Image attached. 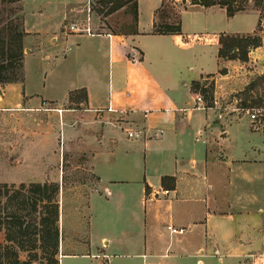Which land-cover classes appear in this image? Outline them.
I'll list each match as a JSON object with an SVG mask.
<instances>
[{
    "label": "crops",
    "instance_id": "obj_1",
    "mask_svg": "<svg viewBox=\"0 0 264 264\" xmlns=\"http://www.w3.org/2000/svg\"><path fill=\"white\" fill-rule=\"evenodd\" d=\"M160 3L137 0L135 33L52 30L38 46L40 92L27 83L35 43L25 23L23 78L0 84V139L15 155L7 164L24 166L25 146L43 147L57 127L60 136L67 126L64 139L75 136L87 150L95 181L72 190L85 192L87 202L67 204L64 221L61 205L59 264H129L130 257L141 264H264V125L217 107L215 98L197 104L191 88L192 80L209 73L217 80L240 62L263 72L256 69L263 50L251 48L245 60L218 57V32L187 25L197 24L193 6L180 10L179 32H154ZM61 35L73 37L59 52ZM81 89V100L69 96ZM56 151L51 159L41 155L38 175L28 180L63 178ZM123 216L134 221L127 225ZM168 223L187 229L169 233Z\"/></svg>",
    "mask_w": 264,
    "mask_h": 264
},
{
    "label": "rangeland",
    "instance_id": "obj_2",
    "mask_svg": "<svg viewBox=\"0 0 264 264\" xmlns=\"http://www.w3.org/2000/svg\"><path fill=\"white\" fill-rule=\"evenodd\" d=\"M170 19L176 20L178 18V12L182 9L183 3L180 0H165ZM111 6L110 2H101L100 0H0V12L9 18L0 23V27L5 25L7 21L15 18V14H12V10L21 7L18 13L23 15V27L25 28V23L27 29L30 30V44L35 43L33 46L32 53L26 58V72H27V83L29 86L34 88L36 92H40V86L42 81L39 83L41 78L39 64L41 62L39 45L41 42L46 41L50 32L54 29L57 31H73L71 25L74 24L79 29L86 26L90 27L91 31H102V30H114V31H128V24L132 20V13L130 10V5L122 6L116 10L108 12V8ZM190 6V5H189ZM200 5H195L196 12L199 13L197 16V24L192 25L187 21V25L192 28L197 26H206V29L214 32H248L257 30L258 33L264 35V21L261 25H256L258 9L253 5L251 0H248L244 10L236 11L234 14L227 16L224 13L222 7L218 5H210L211 7H204ZM203 7V8H202ZM187 16V15H186ZM62 17V19H61ZM161 17H158L159 22ZM61 20V24H60ZM23 28V29H24ZM252 30V31H253ZM74 32V31H73ZM72 34V33H71ZM25 35V30L23 38ZM73 35V34H72ZM73 36H68V40H64L62 35L54 41L56 46L55 50L61 52L65 47L70 45V40ZM25 43V42H23ZM24 45V44H23ZM28 45V44H27ZM261 49L264 55V42L261 44ZM25 52V47L24 50ZM24 54V53H23ZM241 65L239 67L238 65ZM235 66H231L230 71L227 74L220 76L217 80H213L212 76H206V91H198L203 97V102L206 99L205 96L211 95L212 98L216 99V106L222 109H233L239 114H245L247 117L250 111L257 109L258 111L264 110V81L257 79L255 85L248 88V81L255 75L261 73L252 70V66H248V61L240 62ZM264 64L262 61L261 65ZM258 65L257 70L264 72V66ZM263 69V70H262ZM217 77L219 76L216 74ZM203 77L201 78L202 81ZM210 80L212 84L210 85ZM2 84V83H0ZM80 97V94L77 93ZM74 104V103H69ZM262 122H252L253 125H257ZM264 125V123H262ZM257 125V126H259ZM57 127V133L55 131L51 141H47L43 147L30 148L25 146V156H27V161L24 166H13L8 165L7 161L12 162L11 152L7 151L5 147V142L0 139V182L19 184L20 182L28 183L30 181L39 180H28L31 177L38 175L37 167L41 159V155H45L47 158L51 159L53 148H57L55 153L60 152L63 157V167L62 176L63 178L58 180L63 184V195L61 189L59 188L58 200H59V221L58 224L61 226V205L63 206V221L64 218L70 215V211L67 208L69 203H86L85 192L78 194L80 192H72V190L78 189L80 183L88 182L92 185L95 181V177L89 172L86 163L87 150L83 147L78 146V138L73 136L67 142L64 138L67 137L68 127L65 126L61 131ZM123 136V132H120ZM64 142V143H63ZM49 144L48 146L46 144ZM54 145V146H53ZM51 157V158H50ZM60 172V169H59ZM52 181V180H47ZM60 187V186H59ZM100 190L102 187L99 186ZM96 200L100 202L101 199L105 198L102 193L95 194ZM131 205H133V200L135 197L130 196ZM124 200V199H122ZM99 202L94 204H98ZM122 204V203H120ZM137 217V216H136ZM68 220V219H67ZM138 218H136V221ZM131 220L128 216L122 217V222L130 225ZM111 231V230H110ZM109 234L114 236V233ZM3 230H0V241H3ZM23 257L24 252L20 253ZM212 259V258H211ZM129 264H141V260L137 257L127 258ZM214 264H218L216 259H212ZM211 262L206 259L203 264H210ZM60 264H71L69 258L60 259ZM147 264H152L148 260ZM172 264H197L196 260L190 259H175Z\"/></svg>",
    "mask_w": 264,
    "mask_h": 264
},
{
    "label": "trees",
    "instance_id": "obj_3",
    "mask_svg": "<svg viewBox=\"0 0 264 264\" xmlns=\"http://www.w3.org/2000/svg\"><path fill=\"white\" fill-rule=\"evenodd\" d=\"M110 2L108 12L122 6H129L132 20L128 31L137 32V0H100ZM182 8L194 5H218L227 16L244 10L248 0H180ZM258 9L256 25L264 21V0H251ZM21 7L12 10L14 19L0 27V83L22 80L23 78V15L18 13ZM0 12V23L9 18ZM158 17H161L158 22ZM154 32L177 33L180 31V11L176 20L170 19L165 0H161L156 9L153 26ZM95 32V31H94ZM264 35L257 30L250 32H219L217 34V56L245 60L251 48L261 45ZM218 72H225L221 67ZM211 73L206 74L210 76ZM206 76L191 81L194 91H206ZM257 79L264 81V72L255 75L248 81V88L255 85ZM212 81L210 80V85ZM82 91V92H81ZM73 90L69 93L76 101L85 97V90ZM75 93V95H74ZM80 94V97L77 96ZM206 104H212L211 95L205 96ZM164 178V177H163ZM59 182L30 181L19 184L0 182V230H3V241H0V264H59ZM21 252L25 255L22 257Z\"/></svg>",
    "mask_w": 264,
    "mask_h": 264
},
{
    "label": "built area",
    "instance_id": "obj_4",
    "mask_svg": "<svg viewBox=\"0 0 264 264\" xmlns=\"http://www.w3.org/2000/svg\"><path fill=\"white\" fill-rule=\"evenodd\" d=\"M70 27L73 31H76V32H80V31L93 32L90 30L89 26H86L82 29H79L74 24H72ZM195 101L197 102V104H199L200 102H203V97L201 96V94L199 92L196 94ZM108 109H112V108L108 107ZM58 111H60V109H58ZM248 116L252 122L264 123V110L258 111V108L253 109V111L249 112ZM126 132H127L128 136H138L139 135V130L126 129ZM166 228L169 231V233H182L187 229V227H185V226H175L172 223H168L166 225Z\"/></svg>",
    "mask_w": 264,
    "mask_h": 264
},
{
    "label": "water",
    "instance_id": "obj_5",
    "mask_svg": "<svg viewBox=\"0 0 264 264\" xmlns=\"http://www.w3.org/2000/svg\"><path fill=\"white\" fill-rule=\"evenodd\" d=\"M0 91H1V89H0Z\"/></svg>",
    "mask_w": 264,
    "mask_h": 264
}]
</instances>
